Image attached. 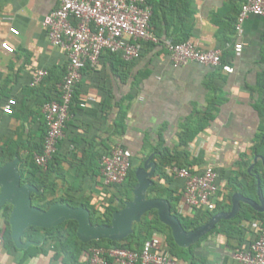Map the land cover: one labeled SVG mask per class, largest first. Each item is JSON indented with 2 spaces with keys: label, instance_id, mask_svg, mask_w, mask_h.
I'll return each instance as SVG.
<instances>
[{
  "label": "crops",
  "instance_id": "crops-1",
  "mask_svg": "<svg viewBox=\"0 0 264 264\" xmlns=\"http://www.w3.org/2000/svg\"><path fill=\"white\" fill-rule=\"evenodd\" d=\"M148 2L151 27L161 43L144 46L135 62L104 54L97 66L83 70L57 158L49 170L39 174L32 168L31 158L41 146L45 130L41 109L46 101L56 100L67 65L65 52L51 46L42 27L43 18L57 7V0H0V46L6 43L13 49L10 54L0 48V169L18 161L20 185L33 186L40 193L30 195L32 207L41 211L54 205L81 207L88 210L92 225L109 226L112 215L133 201L136 171L152 164L145 200L167 201L171 215L186 233L218 214H229L233 200L238 212L229 220H220L187 248L174 242L170 228L160 222L156 210L134 222L131 234L135 224L153 217L149 214L154 212L169 229L173 244L191 249V257L182 264H239L234 254L247 251L264 228V216L257 215L264 214V18L249 16L238 35L235 25L240 0ZM11 29L17 35L11 34ZM183 40L202 51L222 50L221 64L232 68V73L195 63L174 67L162 43ZM235 44L243 46L239 57L234 56ZM38 70L48 75L32 88L30 83ZM9 99L16 102L10 116L3 113ZM117 144L130 157L133 177H127L123 186L106 187L97 155ZM173 166L193 172L207 167L215 170L220 203L214 214L191 209L182 202L183 182L170 174ZM22 176L43 188L25 183ZM47 203L53 204L47 210L40 208ZM110 206L118 210L109 224L100 223ZM11 210L8 203L0 206V234L8 226L13 244L4 240L0 264H88L87 250L80 244L109 241L82 243L75 232L80 244L64 254L58 244L42 247L23 238L26 230L37 228L28 227L21 243L30 245L19 249L11 236ZM68 221L78 228L76 221ZM189 222L194 224L186 230L183 224ZM218 225L230 226V236ZM215 228L219 230L213 232ZM162 237L163 251L171 257L167 238Z\"/></svg>",
  "mask_w": 264,
  "mask_h": 264
},
{
  "label": "built area",
  "instance_id": "built-area-1",
  "mask_svg": "<svg viewBox=\"0 0 264 264\" xmlns=\"http://www.w3.org/2000/svg\"><path fill=\"white\" fill-rule=\"evenodd\" d=\"M240 11L235 30L238 35L249 16L264 18V0H240ZM152 9L147 0H57V7L42 20L51 46L62 49L67 57L64 77L59 84V99L43 104L41 112L47 134L41 154L32 156L34 164L46 170L58 152L64 139L66 123L70 118L69 106L74 92L87 66L94 68L104 54H112L124 62L140 59L146 45L160 44L151 27ZM10 33L17 35L16 30ZM174 67L195 63L211 68H222L232 73V68L222 66V50H199L189 41L162 43ZM229 46H227L228 48ZM242 44L233 46L234 56L239 57ZM0 48L7 53L13 49L6 43ZM45 70L34 74L30 87H37L46 77ZM16 106L14 99L3 107L5 115H12ZM84 107V104H80ZM73 148L72 146L70 147ZM99 171L103 186H123L131 167V160L124 148L117 144L99 158ZM170 174L183 182L182 202L191 209L212 212L220 203L218 175L211 167L202 172L173 166ZM4 239L0 234V247ZM164 239L153 234L139 252L127 249L91 247L87 250L88 264H181L163 251ZM239 264H264V228L245 252L235 253Z\"/></svg>",
  "mask_w": 264,
  "mask_h": 264
},
{
  "label": "water",
  "instance_id": "water-1",
  "mask_svg": "<svg viewBox=\"0 0 264 264\" xmlns=\"http://www.w3.org/2000/svg\"><path fill=\"white\" fill-rule=\"evenodd\" d=\"M17 163L18 161L14 160L0 169V206L6 203L12 206L9 224L12 240L19 249H26L30 245L21 243V235L28 227L50 229L68 220L77 222L76 236L82 243L99 239L119 242L131 234L132 224L138 223L141 217L151 210H156L160 222L170 228L174 242L179 247L187 248L206 235L220 220H229L238 212V204L233 200L229 214H218L199 229L186 233L179 220L171 215L167 201L145 200V192L151 186L149 178L154 171L151 164L136 171L137 185L133 190V201L126 203L122 210L112 215L110 225H92L88 210L81 207L54 205L48 211L32 207L30 195L40 193L33 186L20 185ZM148 168L151 169L149 173L146 172Z\"/></svg>",
  "mask_w": 264,
  "mask_h": 264
},
{
  "label": "trees",
  "instance_id": "trees-1",
  "mask_svg": "<svg viewBox=\"0 0 264 264\" xmlns=\"http://www.w3.org/2000/svg\"><path fill=\"white\" fill-rule=\"evenodd\" d=\"M147 3L149 4L148 0H147ZM185 41L186 40H183V41H180V42H175V43H182V42H185ZM107 54L109 56L118 58L115 55H112V54H109V53H107ZM118 59H120V58H118ZM86 68H89V67L87 66ZM76 90H77V88H76ZM76 90L74 92L73 99H72L71 104L69 106V115H71L70 113H71V108H72L73 103L76 102ZM59 95L60 94L57 95L56 100L59 99ZM50 101H52V100H48L46 102H50ZM79 107H80V105H79ZM262 110H263L262 112L264 114V107L262 108ZM68 121H67V123H68ZM43 123H44L45 130L43 131V135H42V139H41L42 143H41V146L38 147L35 150L36 151L35 154H41L42 148H43V142H44V139H45L46 134H47V128H46V124H45L44 120H43ZM67 123H66V126H67ZM61 143L58 146V151H59V147H60ZM57 155H58V152L54 156L52 161L48 164L46 169H48V170L50 169L51 164H52V162H54L56 160ZM99 158H100V155H97L98 165H99ZM0 166H1V162H0ZM31 166L39 174L45 171V170H42L41 168L37 167L34 164L32 158H31ZM99 169H100V167H99ZM127 177L128 178L129 177H133L132 163H131V167H130V170L128 172V176ZM22 179H24L25 183H31V184L36 185V187L38 189L43 188L40 183H35V182L31 181L27 177L25 178V177L22 176ZM261 181H262L261 186H262V190H263L262 193L264 195V181L263 180H261ZM132 188H133V185L129 187L127 192H131ZM177 200H180V198L177 199ZM52 204L53 203H47V204H45L43 206H40V208L43 209V210H47ZM117 210H118L117 208L110 206L107 209V211H106V214L104 216V220L101 221L100 223L109 224L111 215L114 212H116ZM214 213H215V210H213L210 215H212ZM8 214H9V210L6 209V224H7V216H8ZM149 215H151V216L153 215V217H151V218L144 217L143 220L139 224H135L133 226V233L130 236H128L125 240H123L122 242H119V243H114V242H110V241L101 240V241L91 242V243L86 244V245H82V244H80L78 242V240H77V238L75 236L77 225H76L75 222H72V221H68V222H66V223H64V224H62V225H60L58 227H55V228L49 229V230H40V229H37V228H29L28 230H26L24 232L23 238H25L28 241L39 243V244L42 245V247L46 243L58 244V246L61 248V251H63L64 254L67 253L69 247H72L73 245H76V243H78L82 247H84L85 250H88L91 247H104V248L127 249V250H131V251L139 252L146 240L151 238L153 234H160V235L166 236V238H167L168 245L170 247L171 257L174 260H176L179 263H181V264H182L181 261H183V262L187 261V259L189 257H191V255H192L191 249L184 250V249L177 248L172 242L169 229L167 227H165L164 225H162L158 221V219L156 217V214L154 212H151ZM257 215L260 216L261 218H263V216H264V214H257ZM195 221H196L195 224L192 223V222L184 223L183 224L184 228L186 230H188L190 228V226L193 225V224L195 226H198L199 225L198 220H195ZM263 225H264V222H263ZM217 227L221 230V232H224V234L229 235V236H230L231 232L233 231V229L230 226L224 228L222 225H218ZM218 228H215L213 230V232H217L219 230ZM40 231L43 232V236H40ZM1 235H2V237H4V240H5L6 244H8L10 246L13 245L11 240H10V237H9L8 226H7L6 232L4 234L1 233ZM61 239H64L63 243L61 242Z\"/></svg>",
  "mask_w": 264,
  "mask_h": 264
}]
</instances>
